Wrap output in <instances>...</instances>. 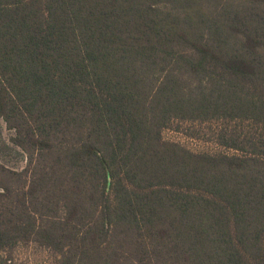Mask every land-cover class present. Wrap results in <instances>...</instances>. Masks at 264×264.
<instances>
[{"label": "trees", "instance_id": "16d2710c", "mask_svg": "<svg viewBox=\"0 0 264 264\" xmlns=\"http://www.w3.org/2000/svg\"><path fill=\"white\" fill-rule=\"evenodd\" d=\"M10 151L0 264H264V0H0Z\"/></svg>", "mask_w": 264, "mask_h": 264}, {"label": "rangeland", "instance_id": "374dc122", "mask_svg": "<svg viewBox=\"0 0 264 264\" xmlns=\"http://www.w3.org/2000/svg\"><path fill=\"white\" fill-rule=\"evenodd\" d=\"M218 125L212 124H190V123H173L171 127L163 132V138L166 140L177 141L184 147L193 152H227L214 142L213 130ZM3 137L8 138V132L3 129ZM7 142V141H6ZM7 154L0 155V163L7 167H18L21 157L10 151ZM4 253H2L3 255ZM13 264H50L51 254L35 244L21 245L14 249Z\"/></svg>", "mask_w": 264, "mask_h": 264}]
</instances>
